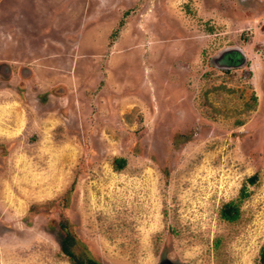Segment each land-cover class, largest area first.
Listing matches in <instances>:
<instances>
[{"label": "rangeland", "instance_id": "374dc122", "mask_svg": "<svg viewBox=\"0 0 264 264\" xmlns=\"http://www.w3.org/2000/svg\"><path fill=\"white\" fill-rule=\"evenodd\" d=\"M63 225L102 264H261L264 0H0V264H73Z\"/></svg>", "mask_w": 264, "mask_h": 264}, {"label": "trees", "instance_id": "16d2710c", "mask_svg": "<svg viewBox=\"0 0 264 264\" xmlns=\"http://www.w3.org/2000/svg\"><path fill=\"white\" fill-rule=\"evenodd\" d=\"M232 52L233 51H231V53ZM227 54H229V52L223 53L222 56L229 57V55ZM222 62H226L227 64H229V62L225 59L220 60V63ZM119 160H120L119 167L121 168L123 166L124 159H119ZM250 180L251 182H255L256 175L252 176ZM238 215H239V208H238V205L234 204V202H229L225 204L221 212L222 218L229 220V221L236 220ZM62 227L64 228V230H66V236L64 237L62 241L61 247H62L63 252L71 258V260L73 261V264H102L101 262L90 257L85 251L79 252L78 247H77L78 242L76 238L70 233V231L67 230L66 225H63ZM260 261H261V264H264V244L261 249Z\"/></svg>", "mask_w": 264, "mask_h": 264}, {"label": "water", "instance_id": "95a60500", "mask_svg": "<svg viewBox=\"0 0 264 264\" xmlns=\"http://www.w3.org/2000/svg\"><path fill=\"white\" fill-rule=\"evenodd\" d=\"M160 264H174V263L171 260H169V259H165Z\"/></svg>", "mask_w": 264, "mask_h": 264}]
</instances>
